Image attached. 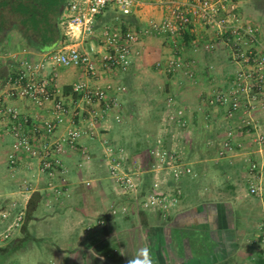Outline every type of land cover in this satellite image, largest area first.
Masks as SVG:
<instances>
[{
	"label": "crops",
	"instance_id": "0c3cea01",
	"mask_svg": "<svg viewBox=\"0 0 264 264\" xmlns=\"http://www.w3.org/2000/svg\"><path fill=\"white\" fill-rule=\"evenodd\" d=\"M66 3L0 0V97L5 74L14 64L16 69L21 60H29L44 64L43 73L55 69L57 85L71 106L79 99L72 84L80 79L94 85L112 83L115 88L106 102L115 99L118 104L93 122L86 111L79 119L87 131L63 154L68 171L65 179L57 178L62 193L49 187L48 176L24 151L10 165L13 139L6 118L0 116V211H15L20 203L26 207L23 221L15 227V264H127L143 247L150 249L154 264H264V249L257 241L264 228V197L249 191L250 161H259L264 173V145L254 141L255 134L264 130V109L250 96L242 98L247 106L252 103L250 109L233 113L228 105L213 102L215 92L232 88L240 63L221 49V42L213 50L204 48L213 32L193 23L177 36L151 29L141 35L140 51L131 56L127 70L107 68L100 55L104 27L142 32L167 17V10L162 4L146 3L124 14L109 3L96 16L94 33L77 39L62 23ZM70 43L95 56L98 75L88 76L80 66L53 65L50 56ZM175 57L183 61L182 69L167 74L157 66V61ZM171 94L185 109L187 124L163 131ZM13 101L33 117L48 114V108L24 97L8 99ZM247 118L252 125H244ZM69 125L66 121L56 134ZM158 134L165 135L194 171L178 180L170 173L160 174L165 188H181L178 202L166 214L138 210L132 194L119 192L105 161L109 147L116 156L124 152L126 167L145 169L141 176L147 190L154 177L148 170V149ZM227 141L231 147L225 149ZM82 148L89 150V159L83 158ZM41 201L44 208L38 209ZM118 205L128 209L114 212ZM99 217L104 219L102 225L94 223ZM8 220L0 216V224ZM90 223L94 224L88 229ZM27 239L33 244L26 245Z\"/></svg>",
	"mask_w": 264,
	"mask_h": 264
},
{
	"label": "built area",
	"instance_id": "2783aa9c",
	"mask_svg": "<svg viewBox=\"0 0 264 264\" xmlns=\"http://www.w3.org/2000/svg\"><path fill=\"white\" fill-rule=\"evenodd\" d=\"M115 4L124 14L133 13L138 7L146 3L162 4L168 12L161 22L154 23L142 32L137 30H123L120 27L106 26L102 30V44L104 50L101 55V64L107 68L127 70L131 63V56L139 52V42L142 34H149L151 29L158 33L169 35L182 34L193 23H200L213 32V37L206 40L204 48L213 50L221 39L229 44L232 55L240 67L236 70L234 83L230 90L215 92L213 102L228 105L229 112L233 113L241 108L250 109L251 104L242 102L244 96L253 97L264 109V40L261 36V27L242 17L239 12L238 0H67L66 15L62 23L68 32L75 38H84L95 31L96 16L109 4ZM50 59L53 65L80 66L88 76L98 75L95 56L86 50L80 49L76 43H70L58 48ZM44 64H35L29 60H21L15 69L9 70L4 83V92L0 97V116L6 118L9 132L12 136V150L8 154L11 166L18 161V153L24 151L34 158L42 174L48 176V185L57 193H62V184L57 178L65 179L68 171L63 161V154L68 146H75L78 140L86 133V128L80 125L79 119L86 111L90 121L99 116L108 114L117 100L106 102L107 95L115 88L112 83L92 84L87 79H80L72 84V90L79 95L76 106H71L62 96L57 85L56 73L53 68L50 73H43ZM157 66L167 74L182 69L184 63L180 58H170L157 61ZM53 67V66H52ZM191 74V72H190ZM117 88V87H116ZM119 88H123L118 86ZM15 96L30 100L35 106L48 108L47 116L33 117L23 113L15 105V101L8 99ZM104 102L102 108L99 104ZM167 114L163 119L162 130L168 127L187 124V116L183 106L178 104L174 95H168L166 100ZM120 120V114H116ZM70 125L65 131L56 134L57 130L66 122ZM250 118L245 119V126L252 125ZM165 135L158 134L148 151L151 157L149 171L154 177L147 190H144V180L141 176L142 165L126 167V155L116 156L112 147L105 153V161L109 177L113 180L120 193L132 194L138 210H151L166 214L179 200L181 188H165L160 174L166 172L178 180L183 174H192L193 168L185 161L182 154L166 142ZM254 141L264 145V130L255 134ZM231 147V142L225 143V149ZM83 158H90L87 148H82ZM224 150L220 151L223 154ZM82 162V161H81ZM83 163V162H82ZM81 163V164H82ZM262 164L257 160L249 163V172L252 175L249 191L264 197V173ZM165 176V175H163ZM89 184V181H86ZM26 190L30 185L25 186ZM127 206L118 205L114 212H124ZM8 210H1L0 216L7 218ZM25 216L21 210L9 223L5 231L0 232V241L7 238L11 230L17 227ZM94 223L102 225L104 219L99 217ZM90 223L87 228H91ZM264 249V228L257 238Z\"/></svg>",
	"mask_w": 264,
	"mask_h": 264
},
{
	"label": "rangeland",
	"instance_id": "374dc122",
	"mask_svg": "<svg viewBox=\"0 0 264 264\" xmlns=\"http://www.w3.org/2000/svg\"><path fill=\"white\" fill-rule=\"evenodd\" d=\"M238 5H239V12L241 13L242 17L244 20L251 22V23H256L260 25L261 27V36L264 37V0H238ZM158 23V22H153L150 24ZM154 30V29H153ZM156 31V30H154ZM164 33V32H161ZM225 39V38H223ZM223 39L220 40L222 43L221 49H227L228 51V56L230 58H233L232 56V49L230 48L229 44L226 43ZM220 47V46H219ZM190 73V71H189ZM7 190L10 192V187ZM39 208H44V201H41L39 203ZM21 210H24L26 212V207L23 203H20L16 208L15 211L12 210V208H8L9 213L11 214L9 217V220L6 221V223L0 224V232L5 231L6 228L8 227L9 223L12 222L13 218L15 215L20 212ZM13 215V218L11 220V216ZM15 228L11 230L10 235L0 241V264H15ZM30 239V238H29ZM27 241L26 245H32L33 241H29L28 239L25 240L24 242Z\"/></svg>",
	"mask_w": 264,
	"mask_h": 264
},
{
	"label": "clouds",
	"instance_id": "9594fccd",
	"mask_svg": "<svg viewBox=\"0 0 264 264\" xmlns=\"http://www.w3.org/2000/svg\"><path fill=\"white\" fill-rule=\"evenodd\" d=\"M121 252L122 254L125 253L123 249H121ZM127 264H154L150 249L148 247L138 249L136 255L130 257Z\"/></svg>",
	"mask_w": 264,
	"mask_h": 264
},
{
	"label": "trees",
	"instance_id": "16d2710c",
	"mask_svg": "<svg viewBox=\"0 0 264 264\" xmlns=\"http://www.w3.org/2000/svg\"><path fill=\"white\" fill-rule=\"evenodd\" d=\"M29 208H30V204L28 205V208H27V209H28V210H27V213H28V211L30 210Z\"/></svg>",
	"mask_w": 264,
	"mask_h": 264
},
{
	"label": "water",
	"instance_id": "95a60500",
	"mask_svg": "<svg viewBox=\"0 0 264 264\" xmlns=\"http://www.w3.org/2000/svg\"><path fill=\"white\" fill-rule=\"evenodd\" d=\"M5 75H7V73Z\"/></svg>",
	"mask_w": 264,
	"mask_h": 264
}]
</instances>
